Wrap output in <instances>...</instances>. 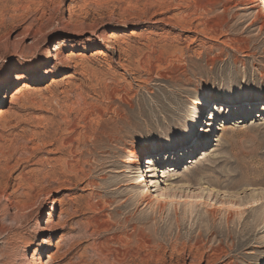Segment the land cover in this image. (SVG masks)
I'll return each instance as SVG.
<instances>
[{
  "label": "rangeland",
  "instance_id": "rangeland-1",
  "mask_svg": "<svg viewBox=\"0 0 264 264\" xmlns=\"http://www.w3.org/2000/svg\"><path fill=\"white\" fill-rule=\"evenodd\" d=\"M212 1L0 0V264H264V3Z\"/></svg>",
  "mask_w": 264,
  "mask_h": 264
},
{
  "label": "bare ground",
  "instance_id": "bare-ground-1",
  "mask_svg": "<svg viewBox=\"0 0 264 264\" xmlns=\"http://www.w3.org/2000/svg\"><path fill=\"white\" fill-rule=\"evenodd\" d=\"M238 1V2H237ZM251 1H252V3H253V0H234V1H232V0H225V3H226V5H227V7L226 6H224V12H226V10L228 9V7L229 6H231V4H233L232 2H237L236 4H238V5H245V6H247L248 4H250L251 3ZM258 1V0H257ZM263 3H264V0H261ZM219 2H220V0H213L211 3H212V7L214 6H216V5H218L219 4ZM221 2H222V0H221ZM235 5V4H234ZM250 6V5H249ZM233 7V6H232ZM247 8V7H246ZM173 24V23H172ZM178 24H179V22H178ZM258 24V30H263L264 29V19H263V15H262V13H261V11L260 10H257L256 11V14H255V16H254V20H253V22L251 23V25H257ZM173 26H174V24H173ZM65 41L66 42H69L70 40L69 39H65ZM58 49H59V47L58 46H55L54 47V49H53V53L52 54H50L49 53V55H48V64H49V66L52 68V67H56V66H60V65H62V64H64V63H67L68 61H70V58L68 57V56H63V55H60L59 54V52H58ZM99 54V53H102V51H97L96 52V54ZM52 61H55V63L54 64H52ZM20 72H16V74H15V76H14V79H15V81L16 82H19L20 80H23V76H22V74L23 73H27V74H38L39 72H41V75L42 76H48V75H50V74H52V70L51 69H49V67H46V68H44V69H42L41 71H38L37 70V68L36 67H34V66H31V67H29V68H26V67H22V68H20V70H19ZM12 77L11 76H8L5 80L3 79L2 81H0V88L1 87H3V86H6V88H5V94H4V96H3V99L5 100L6 99V97H7V94H8V92H9V84H11L12 85V83L10 82L9 83V79H11ZM3 82V83H2ZM56 82V80L55 79H53L52 80V84L53 83H55ZM58 82V81H57ZM56 84V83H55ZM11 87V86H10ZM1 91V90H0ZM225 99H228V97L226 96V95H224V96H221V97H219V99H216V101L218 102H223ZM261 100H264V97H261L260 98ZM0 103H2V101H0ZM263 103H264V101H263ZM211 108L213 109V108H216L215 106H214V104H211ZM199 110V112H197L196 113V116L198 117V118H200V115L202 114V111H203V106L200 108V109H198ZM2 113V112H1ZM198 124V123H197ZM226 127V125H221V127H219L220 128V130H223L224 128ZM106 131V130H105ZM209 131V130H208ZM203 133L205 132V130H203L202 131ZM110 135V134H109ZM183 144H184V142H183ZM182 144V145H183ZM153 153H154V151H152ZM146 161L150 164V165H148L147 166V169L149 170L148 172H146V170H145V174L146 175H148V176H145V177H148L149 178V176H152L151 178H153V176H154V174H151V173H153V171H156V168L154 167V160H152V159H150V158H147L146 159ZM135 163H138L139 162V157H137L136 159H135V161H134ZM187 162V161H186ZM190 162H192V161H190ZM146 168V167H145ZM132 172L133 173H136V177H134V178H139V177H141V172H144V171H141L140 170V167H139V164H137L134 168H133V170H132ZM144 174V173H143ZM150 174V175H149ZM141 179V178H140ZM137 180V179H136ZM140 182L142 181V179L141 180H139ZM138 181V182H139ZM148 182V183H147ZM152 183V179H150V180H146V181H144V184H145V186L146 187H148L150 184ZM89 186V185H88ZM155 186V185H154ZM161 195H163L161 192H160V194L158 195V197H157V199H160L159 197H162ZM187 196V195H186ZM187 199V198H186ZM188 199H190V198H188ZM191 203V202H190ZM226 209V208H225ZM228 209V208H227ZM248 227V226H247ZM38 263H40V262H38Z\"/></svg>",
  "mask_w": 264,
  "mask_h": 264
},
{
  "label": "built area",
  "instance_id": "built-area-1",
  "mask_svg": "<svg viewBox=\"0 0 264 264\" xmlns=\"http://www.w3.org/2000/svg\"><path fill=\"white\" fill-rule=\"evenodd\" d=\"M148 165H150V164H149V163H148V164H144V166H145L146 168H144V167H143V168H144L145 170H147V166H148ZM141 168H142V167H141ZM144 174H145V173H144ZM144 174H143V175H144ZM145 175H146V174H145Z\"/></svg>",
  "mask_w": 264,
  "mask_h": 264
},
{
  "label": "snow or ice",
  "instance_id": "snow-or-ice-1",
  "mask_svg": "<svg viewBox=\"0 0 264 264\" xmlns=\"http://www.w3.org/2000/svg\"><path fill=\"white\" fill-rule=\"evenodd\" d=\"M217 103H219V101H218ZM160 143H161V144H163V143H164V141H161Z\"/></svg>",
  "mask_w": 264,
  "mask_h": 264
}]
</instances>
